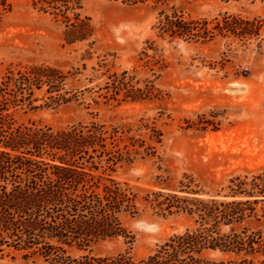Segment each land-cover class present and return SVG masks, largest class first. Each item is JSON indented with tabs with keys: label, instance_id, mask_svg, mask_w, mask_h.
I'll return each mask as SVG.
<instances>
[{
	"label": "rangeland",
	"instance_id": "1",
	"mask_svg": "<svg viewBox=\"0 0 264 264\" xmlns=\"http://www.w3.org/2000/svg\"><path fill=\"white\" fill-rule=\"evenodd\" d=\"M35 68L58 71L56 89H34L18 123H96L132 139V162L108 174L138 197L124 221L134 245L74 246V257L146 258L202 224L181 207L224 200L233 178L264 173V0H0V79ZM139 220L159 232L136 230ZM3 250L0 264H27Z\"/></svg>",
	"mask_w": 264,
	"mask_h": 264
},
{
	"label": "trees",
	"instance_id": "2",
	"mask_svg": "<svg viewBox=\"0 0 264 264\" xmlns=\"http://www.w3.org/2000/svg\"><path fill=\"white\" fill-rule=\"evenodd\" d=\"M57 75L35 68L0 79V252H24L27 264H264V213H257L260 204L264 211V173L250 182L248 176L233 178L224 200L194 198L196 209L179 207L199 214L202 224L146 258L131 252L72 256L69 248L119 237L133 246L124 221L138 215V197L108 174L132 162L131 143H125L132 139L96 123L55 129L15 119L20 109L33 108L34 89L47 85L54 92ZM224 227L229 233H222ZM209 251L226 258L211 260Z\"/></svg>",
	"mask_w": 264,
	"mask_h": 264
},
{
	"label": "clouds",
	"instance_id": "3",
	"mask_svg": "<svg viewBox=\"0 0 264 264\" xmlns=\"http://www.w3.org/2000/svg\"><path fill=\"white\" fill-rule=\"evenodd\" d=\"M133 227L141 232H144L146 234L154 235L159 232L160 226L158 223H152L148 222L146 220H139L137 221Z\"/></svg>",
	"mask_w": 264,
	"mask_h": 264
},
{
	"label": "bare ground",
	"instance_id": "4",
	"mask_svg": "<svg viewBox=\"0 0 264 264\" xmlns=\"http://www.w3.org/2000/svg\"><path fill=\"white\" fill-rule=\"evenodd\" d=\"M231 87L234 89V92L238 91L241 92V89L244 87L243 85L239 84V83H234L231 85ZM233 92V93H234Z\"/></svg>",
	"mask_w": 264,
	"mask_h": 264
}]
</instances>
